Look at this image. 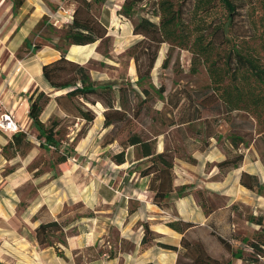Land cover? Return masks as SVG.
<instances>
[{"label": "rangeland", "instance_id": "rangeland-1", "mask_svg": "<svg viewBox=\"0 0 264 264\" xmlns=\"http://www.w3.org/2000/svg\"><path fill=\"white\" fill-rule=\"evenodd\" d=\"M122 1L101 0L98 4L93 5L92 11L88 15L84 13V16L89 17L88 20L95 25L94 28L99 37L84 53L80 61L89 69L95 82H116L118 85H124L129 98L125 113L112 115V117L120 119L119 123L114 126L103 127L98 117L103 112L104 107L99 104L90 105L78 102L83 108L88 107L95 112V119L89 123L52 112L45 125H49L53 120L59 123L56 137L60 139V146L57 150L53 147L42 149L35 138L34 130L32 129V135H30L31 132L26 133L34 145L30 153L32 162L29 166L32 179L15 190L19 203L14 216L19 221L24 223L22 218H25L27 222L33 221L37 217L44 219L51 211L56 215V219L69 224L63 235H52L53 237L50 239L52 245L49 246H65L66 237L78 235L88 231L89 228L96 231L99 238L97 243L100 247L97 248L96 243L95 246L74 250L73 257L77 264H88L92 259L99 257L102 251L108 252L111 249L128 251L132 248V241L138 240V220L136 221L138 213L133 214L138 207V201L135 200L138 196V174L149 163L147 159H138L140 157L138 146L123 148L125 153L123 164H116L112 160L113 155L122 149V143L129 135L135 133L143 138L155 136L156 139L151 141L155 149L161 146L164 149L175 151V154H183L186 153L183 142L185 137L197 135L201 139L206 138L204 127L206 121L210 122L212 127H215L219 132L221 131L217 140L219 143L226 142L230 124L233 123L235 127L240 128L239 131L242 133L252 132L254 140L250 144L253 154L250 157L251 160H254L253 157L261 158V154H264V139L257 134L264 129V110L260 111V108L249 106L247 112L240 109L220 114L214 103H207L201 112L202 118L188 126H177L176 124L166 126L160 122L158 111L162 108L163 101L157 99L153 90H149V94L143 98L145 96L141 93V87L136 85L135 63L130 56L137 53L141 70L145 69L146 54H142V49L135 46L142 39V36L134 35L132 29L141 17H146L156 24L159 23L158 2L157 0H144L134 8L132 16L127 18L118 14ZM172 1L176 6L181 4L182 18L187 19L185 24L188 22V29L194 28V24L199 20L192 18V16L189 17V11L185 12L184 10L189 6L190 0ZM255 2L257 9L253 18H259L260 16L256 17V15H264V5L259 0ZM244 11L245 9L241 13ZM224 13L225 11L221 7L214 6L202 21L219 22L224 18ZM244 15L237 14L234 18L235 33L237 35L244 34V36L231 37V41L228 43L214 46V52L210 55L209 61L216 60L217 65H221L222 56L227 53L228 47L232 43L241 46L250 53L257 54L260 63L264 65V47H262L261 39L251 37V30L248 31V24ZM42 19L38 21L28 35V38H31L33 42L38 41V38L42 40L40 35L55 36L54 33L56 32L51 29L60 30V28L49 23L47 19L43 22ZM92 21L98 23L95 24ZM257 25V33H260L264 28L260 27L261 24L259 23ZM195 35L197 33L194 30L190 32L189 38L185 42L188 49H190ZM207 40L208 37H205L204 43ZM188 49L167 42L160 44L157 58L151 70L150 80L155 89H159L161 85L164 86V97L171 93L176 86L184 87L183 89L193 91L194 94V91L203 93V95L209 91L207 89L210 85L207 71L208 63L202 61V58H197L196 55L193 56ZM166 57L167 66L162 68V61ZM127 81L132 87L125 86ZM230 82L232 79L227 77L223 83L230 84ZM147 83L148 80L142 83V87H147ZM239 85H242L245 88L244 91L248 92L246 84L239 83ZM31 90L33 91V89ZM203 95L195 96L194 103L199 104L200 97ZM137 104L138 115L135 116L132 108H136ZM186 105L187 101L183 100L177 109L167 114L168 117L175 122L179 121L180 114ZM199 106L201 108L200 104ZM114 107H119L117 101L114 102ZM260 107L264 109V103ZM47 109L50 111V107ZM256 114H259V124H256ZM196 131H198L197 134ZM63 153L68 155V159L58 163L56 158ZM235 153L232 152V155ZM19 158L12 160L11 167L17 168L28 159L24 161L21 159L20 161ZM7 169L9 168L5 170ZM220 173L221 175L226 174L223 169ZM186 188L183 187L179 194L181 195ZM1 189L2 186H0ZM257 191L264 197V189ZM255 200L257 202L256 197ZM221 203L223 200L214 202L215 205ZM33 207L40 208L34 215L31 214ZM247 209L248 207L243 205L241 209L234 212L235 222L240 228L245 227L243 215ZM134 222L130 232L126 231L123 234L124 237H128L125 240L122 238V233H124L125 228H128V225L124 229L122 225L133 224ZM22 227H25L24 224H21ZM143 228V236L145 235L149 240L152 237L156 238L153 232L146 233L145 226ZM27 230L25 229L24 232ZM256 232H254V238ZM226 248L232 251L236 246L226 243ZM250 251V249L243 250V255L248 257ZM56 252L58 255L60 254L58 250ZM104 255L106 254L104 253ZM185 263L192 264L188 260ZM0 264L4 263L0 262ZM233 264H264V256L254 255L247 261L234 260Z\"/></svg>", "mask_w": 264, "mask_h": 264}, {"label": "trees", "instance_id": "trees-1", "mask_svg": "<svg viewBox=\"0 0 264 264\" xmlns=\"http://www.w3.org/2000/svg\"><path fill=\"white\" fill-rule=\"evenodd\" d=\"M10 1L12 2V9L15 13L25 0ZM71 1L77 3L76 9L72 13V21L63 25L58 31L51 29L49 26L52 31L56 32L54 34L58 38V42L54 43V46L60 52V56L53 61L42 64V76L50 88L54 91H61L60 94L54 96V100L66 116L82 119L87 123L92 122L96 116L95 112L88 107L83 108L78 102L88 103L90 105L99 103L104 107L103 127L114 126L119 123L120 119L112 117V115L124 114L126 104L129 101L124 85H118L116 82H95L89 69L84 64L66 58L67 49L70 45H86L94 43L98 39L99 35L94 28L95 25L88 20L89 17L84 16V13L88 15L92 11L93 5L98 4L101 0ZM143 1L123 0L118 14L127 18L131 17L134 13V8ZM255 1L190 0L189 6L184 10L185 12L189 11V17L192 16V18L198 19L199 22L194 24V28L188 29V22L185 24V20L187 19L182 18L183 9L181 8V4L176 6L172 0H157L159 23L156 24L146 17H141L134 24L132 33L142 36V39L135 46L136 48L140 47L142 49V54H146L147 60L145 69L141 70V65L138 62L139 55L137 53L130 55L135 63L136 85L141 87V93L145 96L143 98H146L149 90H153L157 95V99L163 101L162 108L158 111L161 123H164L166 126H173L175 124L177 126H188L202 118L201 112L207 103H214L216 110L220 114H223V112L226 114L240 109L247 112L249 111V106L260 108V111L264 110L260 107L264 103V65L260 63L257 54L250 53L241 46L230 43L231 45L229 44L227 53L222 56L221 65H217L216 60L209 61L210 55L214 52V46L221 43H228V41H231V37L244 36V34L237 35L235 33L234 18L237 14L241 16L245 14L244 18L248 24V31L249 29L251 30V37L261 39L262 47H264V29L260 33H257V23L261 24L259 26L264 28V25H262L264 24V15H256V17H260L253 18L257 9ZM259 1L264 5V0ZM214 6H219L225 11L224 18L219 22L213 20L208 22L202 21L204 16L208 15ZM243 9L245 11L241 13ZM43 21H45V17L42 19ZM92 22L95 24L98 23L97 21ZM193 30L197 35L194 36L190 49H188V45L185 42ZM40 36L48 41L51 40L50 37L45 35ZM205 37H208V40L204 43L203 40ZM163 42L188 49L193 56L196 55L197 58H202V61L208 63L207 71L210 78V85L207 88L209 89L207 93L203 95V93L194 91V94L193 91L191 92L183 89L184 87L176 86L171 93L164 97L163 85L159 89H155L150 80L151 70L157 58L159 46ZM23 46L27 51L35 52L42 44L39 41L33 42L31 38L27 37L23 41ZM166 66L167 57L161 64L162 68ZM227 77L232 79L230 84L223 83ZM146 80H148L147 87H142V83ZM239 83L246 84L248 86V92H245V88L239 85ZM129 84V81H127L125 86H128V88L129 86L132 87ZM130 92L132 91L130 90ZM200 95H203L200 97L201 101L199 103L201 108L199 104H195L193 101L195 96L199 97ZM49 100V94L37 89L33 90L28 97V118L31 121L35 138L39 142V147L42 149L53 147L57 150L60 146V139L56 137L59 123L53 120L49 125H45L40 120V114ZM183 100L187 101V105L181 112L179 121L175 122L167 114L177 109ZM115 101L119 103L118 108L114 107ZM132 109L135 116H137L138 104L136 108ZM256 118V124H259V114H256ZM204 127L206 129L205 137H220V134L216 132L215 127H212L210 122L206 121ZM239 130L240 128L238 126L235 127L231 123L228 134L226 135V139L233 149H237L239 144L246 147L254 140L251 131L242 133ZM257 134L264 139V129ZM155 139V136L143 138L141 135L133 133L122 143V149L113 155L112 160L116 164H123L125 162L123 148L138 146L140 152L138 159H147L149 163L139 174L141 176H150L148 188L153 192L152 202L160 206L166 203V199L174 190L175 151L165 148L161 152H157L155 146L151 143ZM32 146L33 142L31 139H29L26 133L20 131L11 135V140L3 146L2 152L7 157L14 155L25 156ZM242 157L243 155L241 153H236L217 163V167L220 169L235 167L242 160ZM67 159L68 155L64 153L58 155L56 158L58 163L65 162ZM261 160L264 162V154H261ZM240 182L248 188L255 187L257 190L264 189V182L259 183L254 175H249L244 172L240 176ZM182 188L180 187L176 190L178 196ZM253 221L260 228L255 234L256 237H253L247 243L251 250L247 255L248 257L243 255L241 248H237L231 252L228 259L214 258L205 251L198 241H192L186 235L180 240V248L161 242H157V244L165 249L177 250V264H187L185 263L186 260L192 264H232L236 259L247 261L254 255L264 256V215L255 216ZM68 225L67 222H61L56 218L41 222L35 227L34 236L39 245H52V240H50L53 237L52 235H63ZM167 225L174 230L184 232L192 224L189 222L168 221ZM145 232L151 233L147 224L145 225ZM147 240V237L144 235L142 243H146ZM219 240L226 246L227 242L225 239L219 237ZM109 256H112V254L110 253ZM142 264L154 263L146 262Z\"/></svg>", "mask_w": 264, "mask_h": 264}, {"label": "crops", "instance_id": "crops-1", "mask_svg": "<svg viewBox=\"0 0 264 264\" xmlns=\"http://www.w3.org/2000/svg\"><path fill=\"white\" fill-rule=\"evenodd\" d=\"M76 7L77 3L71 0H25L14 13L10 0H0V113L5 110L11 111L16 122L26 127L27 133L31 132L30 135H32V127L28 118V97L31 89L43 91L50 96V100L40 114V120L44 124L52 112L61 115L65 113L54 100V96L61 91L50 88L41 72L42 64L60 56V52L54 46L57 37L45 35L51 38L49 41L38 38L42 46L35 52L23 48V41L41 18L45 17L57 28L68 24L72 21V13ZM92 44L70 45L66 58L82 64L80 59ZM18 50L21 54H18ZM98 118L103 126V112ZM216 132L221 134V131L217 129ZM12 134L0 131V186H2L0 190V262L4 264H77L73 257L74 250L95 246L99 242L94 229L89 228L88 231L78 235L66 237L65 246H41L34 236V229L41 222L55 219L56 215L49 211L44 219L37 217L27 222L25 218H22L24 223L14 216L19 203L15 190L32 179L29 166L32 162L30 153L34 145L25 156L7 157L3 154L2 148L11 140ZM217 140L218 138L214 136L201 139L197 135L193 137L188 135L184 138L186 153L175 154L174 190L164 205L158 206L152 202L153 192L148 188L150 176L138 174V196L135 198L138 201V207L133 213H138L136 219L138 220V240L132 241V248L128 251L120 249L102 251L99 257L92 259L88 264L146 262L177 264L178 251L162 248L157 242L180 248V240L184 235L192 241H198L208 254L217 259H228L231 252L237 248H241L242 251L250 249L247 243L253 239L254 232L260 228L253 219L257 215H264V197L255 187L248 188L241 184L240 176L244 172L254 175L259 183L264 182V162L259 157H253L254 160H251L250 157L253 156L251 143L246 147L239 144L237 149H233L228 140L224 143H219ZM163 149L160 146L156 148V151L161 152ZM232 152L241 153L242 160L235 167L223 168L226 174L221 175L222 169L217 167V163L232 156ZM17 157H20V161L28 159L17 168H13L11 162ZM6 168L9 169L5 170ZM180 187L187 188L178 196L176 190ZM216 200H223V203L215 205ZM243 205L248 209L243 215L245 227L240 228L235 222L234 212L241 209ZM39 209V207H33L31 214H36ZM168 221L189 222L192 225L184 232H179L168 226ZM135 222L122 225L123 229L128 225L122 233V238L128 239L123 234L126 231L130 232ZM21 224L25 227L21 228ZM146 224L156 238L152 237L146 243H142L143 227ZM25 229H28L27 232H24ZM219 237L236 248L229 251L220 242ZM97 245V248L100 247L98 243ZM57 250L60 252L59 255ZM110 253L112 256H109Z\"/></svg>", "mask_w": 264, "mask_h": 264}, {"label": "built area", "instance_id": "built-area-1", "mask_svg": "<svg viewBox=\"0 0 264 264\" xmlns=\"http://www.w3.org/2000/svg\"><path fill=\"white\" fill-rule=\"evenodd\" d=\"M0 131L5 133H16L20 131L27 133L26 127L17 123L14 115L9 110L0 113Z\"/></svg>", "mask_w": 264, "mask_h": 264}]
</instances>
